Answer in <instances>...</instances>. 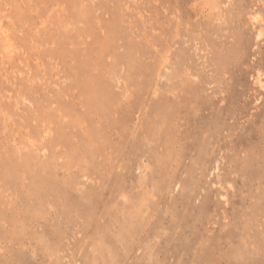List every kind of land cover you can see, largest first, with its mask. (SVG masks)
I'll return each instance as SVG.
<instances>
[{
	"label": "rangeland",
	"instance_id": "1",
	"mask_svg": "<svg viewBox=\"0 0 264 264\" xmlns=\"http://www.w3.org/2000/svg\"><path fill=\"white\" fill-rule=\"evenodd\" d=\"M0 264H264V0H0Z\"/></svg>",
	"mask_w": 264,
	"mask_h": 264
}]
</instances>
